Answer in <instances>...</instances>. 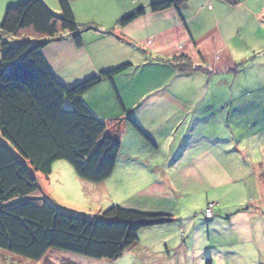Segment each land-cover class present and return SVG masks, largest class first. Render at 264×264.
Segmentation results:
<instances>
[{
    "label": "crops",
    "instance_id": "obj_1",
    "mask_svg": "<svg viewBox=\"0 0 264 264\" xmlns=\"http://www.w3.org/2000/svg\"><path fill=\"white\" fill-rule=\"evenodd\" d=\"M42 1L59 13L56 0ZM159 1L163 0H67L82 26L81 46L65 39L43 51L54 78L66 86L126 66L82 98L99 120H120L113 173L100 184L84 186L98 187L126 174L125 165L141 169L134 163L141 156L151 164L168 162L176 173L172 185L167 177L157 179L137 191L134 202L121 206L173 222L142 230L137 244L125 253L136 260L144 254L143 264H264V208L226 210L231 229L215 208L211 219L205 218L204 210L206 223H214L208 227L225 225L227 236L222 246L203 252L197 235L180 234V222L174 228V218L181 213L172 206L174 191L169 189L191 187L218 174L227 180V169L219 166L223 152L236 159L235 165L246 163V157L255 165L253 185L264 202V0H189L177 9L150 12L149 6ZM141 8L145 15L117 26L122 16ZM181 59L190 72L177 68ZM203 96L210 97V105H204ZM163 135L174 137L173 144L166 145L169 154L160 144ZM225 145L234 149L223 150ZM171 250L176 252L172 258Z\"/></svg>",
    "mask_w": 264,
    "mask_h": 264
},
{
    "label": "trees",
    "instance_id": "obj_2",
    "mask_svg": "<svg viewBox=\"0 0 264 264\" xmlns=\"http://www.w3.org/2000/svg\"><path fill=\"white\" fill-rule=\"evenodd\" d=\"M56 1L58 14L42 0L18 2L6 9L0 24V232L13 241L11 248L24 252L29 227L35 262L51 251L116 261L137 244L142 230L173 220L115 205L92 219L69 213L45 198L32 175L48 177L54 163L65 161L81 180L100 184L113 173L120 150V120H99L82 98L126 66L75 86L57 82L43 51L65 39L80 47L82 26L67 0ZM187 1H159L149 11L177 9ZM145 13L143 8L131 11L117 26ZM177 62H183L180 71L190 72L186 60Z\"/></svg>",
    "mask_w": 264,
    "mask_h": 264
},
{
    "label": "rangeland",
    "instance_id": "obj_3",
    "mask_svg": "<svg viewBox=\"0 0 264 264\" xmlns=\"http://www.w3.org/2000/svg\"><path fill=\"white\" fill-rule=\"evenodd\" d=\"M12 1L13 0H0V24L6 9L17 4ZM50 10L58 14L51 8ZM211 102L209 96H203L204 105H210ZM221 131L223 130L221 129ZM219 135H221L220 137H224L223 133ZM158 137L160 138L159 135ZM173 142V136L167 138L163 135L160 144H162L163 149L169 154V148L167 146H171ZM0 143L2 144L3 142L0 140ZM222 149L228 150L229 146L225 145ZM233 149L234 148H231V150L228 151H232ZM125 152L127 151H124V153ZM219 153L222 154L219 157L222 166H219L222 169H224V167L227 169V180L226 178L223 180L222 176L218 174L217 178L210 181L203 178L201 182H196L191 187L180 186V190H174L168 186L171 191H174L171 192L174 196H170V202L172 206L178 208L179 213H181L174 218L176 221L174 228H178L180 225H178L177 222H180L182 224L181 228H179L180 234L185 233L186 236L189 234L197 235L201 240L199 248H203V252L209 251L211 248H216L219 245L222 246L227 236L225 225H223L225 228L208 227V224L210 226L214 225L213 222L208 221V223H206V220L203 218V211L208 203L214 204L216 216L218 215L225 220L224 224L228 225V229L232 227L230 223H228L227 214H229V212H226V210L228 211L232 208H252V206L253 208H264V202L256 197L257 192L253 185L254 178L252 177V168L254 169L255 165L252 164L247 157L244 158L246 163L242 162L241 165H235L233 161L234 158L226 156L223 152ZM229 160H231L234 165H231V163L230 165L227 164ZM134 163L141 169L136 168V170H133L129 168V165H125L124 168L128 170L126 174L123 175L122 173L120 176L114 177L112 180L98 187L93 185L91 188L84 186L86 182L78 178L73 168L65 161H57L54 163L52 173L48 177L35 172H32V175L36 178L38 186L42 189L45 198L50 203H53L66 212L82 214L92 219L114 205L121 206L125 203L134 202L133 197L136 192L140 191L142 188L145 189L153 186L156 184L157 179L160 181L163 177H167L171 185L173 181H175L176 173H171L174 167L170 165L169 168L168 162L151 164V159L141 156L136 159ZM140 171L142 173H140ZM263 178L261 177V179ZM220 179H222V181ZM186 211L190 212V214L188 215ZM25 231L27 244L24 252L11 248L13 241L0 232V264H64L66 262L75 264H143L141 258L142 256L145 258L143 254L136 260L130 253H125L124 256L116 261L93 260L63 252L51 251L45 258L35 262L34 241L30 235L29 227H27ZM230 231L231 230H229V233ZM180 245L181 244L178 245V248ZM193 246L191 248H193ZM199 248H196V250L201 252ZM175 253L174 250L169 251L170 258H172ZM199 256H201V253H199ZM204 259L206 260L207 258ZM190 264H195V262L193 261Z\"/></svg>",
    "mask_w": 264,
    "mask_h": 264
},
{
    "label": "built area",
    "instance_id": "obj_4",
    "mask_svg": "<svg viewBox=\"0 0 264 264\" xmlns=\"http://www.w3.org/2000/svg\"><path fill=\"white\" fill-rule=\"evenodd\" d=\"M213 208H214V204H208L206 209H205V212H204V215H205V218L206 219H211L212 216H213Z\"/></svg>",
    "mask_w": 264,
    "mask_h": 264
}]
</instances>
